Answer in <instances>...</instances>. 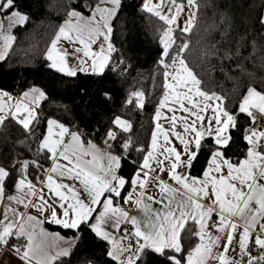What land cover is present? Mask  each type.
<instances>
[{"label":"snow or ice","instance_id":"1","mask_svg":"<svg viewBox=\"0 0 264 264\" xmlns=\"http://www.w3.org/2000/svg\"><path fill=\"white\" fill-rule=\"evenodd\" d=\"M223 3L207 4L213 12L204 33H218L219 40L204 46L201 62L193 64L199 0H141L139 11L160 25L155 39L162 77L146 143L119 114L103 131H81L71 109L41 85L30 84L16 96L0 90V143L10 145L0 152V264H66L74 254L85 257L80 264H97L87 249L78 251L84 229L106 242L102 256L109 264H143L149 252L162 264H264V88L248 86L230 104L205 79L217 69L228 79L254 77L257 63L264 69V41L237 33L234 51L226 48L235 24ZM78 7L83 10L67 8L47 42V66L71 78L103 77L106 69L126 73L131 65L114 43L123 0H84ZM29 20L18 0H0V61L17 39L13 31ZM257 23L264 27V14ZM241 48H250L248 55ZM101 95L111 99L107 91ZM49 102L63 109V118L44 114ZM145 104L140 89L124 100L126 108ZM202 156L204 166L193 175ZM125 163L132 165L128 176L122 174ZM150 185L158 197L148 194ZM45 223L74 234L49 232ZM186 237L192 239L187 247ZM237 246L239 259L228 254Z\"/></svg>","mask_w":264,"mask_h":264},{"label":"trees","instance_id":"2","mask_svg":"<svg viewBox=\"0 0 264 264\" xmlns=\"http://www.w3.org/2000/svg\"><path fill=\"white\" fill-rule=\"evenodd\" d=\"M83 2L84 0H18L20 10L28 13L30 20L26 27L16 28L13 31L17 39L6 60L0 61V88L18 94L30 84L45 87L57 104L66 105L71 109L72 123L79 125L81 131L89 134L97 128L101 131L107 128L113 115H122L133 123L135 137L140 142L146 143L150 139L155 108L162 95V77L157 64L160 47L155 39L156 29L160 25L155 21L149 23V17L139 11L141 0H123V8L115 27L114 43L123 53L125 60L130 63V69L124 74L106 69L103 77L85 74H79L76 78L66 77L47 66L43 53L47 42L66 18L67 8L73 6L77 7V10H83L78 7ZM199 3L201 22L192 35L193 64L201 62V50L204 46L219 40L218 33L211 35L204 33L205 19L211 17L213 12V9L207 7L209 0H199ZM221 8L230 13L235 24V30L226 48L233 47L237 33L243 35L249 32V40L256 37L258 43L264 41V36L260 35L264 33V27L257 23L264 12V0H224ZM240 51L242 56H246L250 48H241ZM211 63L217 64L218 61L212 58ZM230 63L231 61H225L226 66ZM254 72V77L231 73L237 78L228 79L217 69L212 72L210 78L205 77V79L209 81V87L226 94L230 104H235L248 86L264 88V69L259 63ZM216 82H219L221 87H217ZM133 89L144 91L146 104L143 109L124 107L125 97ZM104 91L108 92L111 99H105L101 95ZM57 104L51 102L45 104L44 114L55 113L56 117L63 118V109L57 107ZM240 120L243 124L245 117L242 115ZM43 130L44 125H41L40 131ZM233 135L239 149L243 150L244 141L239 134L234 132ZM20 139L24 137L21 136ZM9 147L10 145L0 143V152H6ZM16 147L19 150L22 145L17 143ZM231 154L229 152V155ZM203 166L202 156L195 164L193 174L198 175ZM131 171L132 165L125 163L122 174L128 176ZM64 233L74 234L70 230H64ZM184 242L187 247L192 243V239L186 237ZM106 246V242L98 240L89 230L84 229L78 251L87 249L89 253L99 258L98 264H109V261L102 256ZM84 258L74 254L65 258V261L66 264H80ZM143 264H162V258L149 252L144 257Z\"/></svg>","mask_w":264,"mask_h":264},{"label":"crops","instance_id":"3","mask_svg":"<svg viewBox=\"0 0 264 264\" xmlns=\"http://www.w3.org/2000/svg\"><path fill=\"white\" fill-rule=\"evenodd\" d=\"M263 14H264V12H263ZM85 15H87V14L85 13ZM65 19H66V18H65ZM62 23H63V22H62ZM13 34H14V32H13ZM62 48H66V49H68L69 51H71L72 46H71V45H68L67 43H62ZM69 60H70V62H73V61L71 60V57H69ZM0 90L7 91V92L11 93L13 96H16V95H17V94H14V93H12V92L6 90V89H3V88H0ZM164 111L166 112V109H165ZM70 126H71V125H70ZM193 175H195V174H193ZM148 194H149V195H152V196H156V197L159 196V193H158L157 189H156L154 186H151V185H150L149 188H148ZM125 195H126V193H125ZM126 207H127V206H126ZM153 207H157V206L154 205ZM130 211H131V214H133V215H139V213L137 212V210H136L135 208H131ZM43 227H44L47 231H49V232H53V233H54V232H59L62 236H65V237L71 236V235H68V234L64 233V230H66V229H62V228H60L59 226H56V225H51V224L45 223V224L43 225ZM238 252H239V248H238V246H237L235 251H231V250H230L228 254H229L230 256H232V257H235V258L239 259ZM245 259H246V258H245ZM97 264H98V263H97Z\"/></svg>","mask_w":264,"mask_h":264},{"label":"built area","instance_id":"4","mask_svg":"<svg viewBox=\"0 0 264 264\" xmlns=\"http://www.w3.org/2000/svg\"><path fill=\"white\" fill-rule=\"evenodd\" d=\"M258 115V114H257Z\"/></svg>","mask_w":264,"mask_h":264}]
</instances>
